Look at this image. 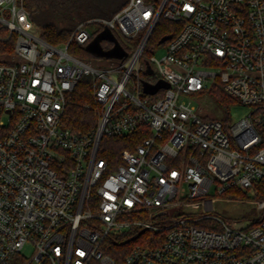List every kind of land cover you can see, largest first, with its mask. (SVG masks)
Returning a JSON list of instances; mask_svg holds the SVG:
<instances>
[{
    "label": "built area",
    "instance_id": "1",
    "mask_svg": "<svg viewBox=\"0 0 264 264\" xmlns=\"http://www.w3.org/2000/svg\"><path fill=\"white\" fill-rule=\"evenodd\" d=\"M160 18L176 33L144 57ZM104 27L137 45L94 60L68 49ZM0 44V264H264V214L234 227L209 212L230 189L264 195V0H127L63 44L40 37L23 0H0ZM81 80L87 132L62 122ZM217 86L250 112L201 114L193 100ZM130 134L133 147L101 155L103 136Z\"/></svg>",
    "mask_w": 264,
    "mask_h": 264
},
{
    "label": "trees",
    "instance_id": "2",
    "mask_svg": "<svg viewBox=\"0 0 264 264\" xmlns=\"http://www.w3.org/2000/svg\"><path fill=\"white\" fill-rule=\"evenodd\" d=\"M23 2L40 37L52 44H63L68 41L73 28L79 22L93 17H110L124 6L126 0H23ZM175 25L173 21L160 18L147 41L146 49L150 44H160L158 41L162 35L167 33L174 35L177 30ZM113 35L121 47L137 45L139 40L138 37H134L127 39L126 42V38L120 37L115 31ZM90 41L83 44L70 41L68 49L78 57L87 60L106 57L99 56L87 48ZM100 46L102 50L107 51L113 47V42L101 39ZM6 49L10 50L9 45L0 44V53ZM127 49L131 48L127 47ZM210 94L226 109L234 101V98L226 94L219 86L214 88ZM95 120V105L90 86L87 80H81L65 109L62 122L71 130L87 132L94 127ZM139 140L140 137L133 134L103 136L101 155L108 159L116 158L122 148L133 147Z\"/></svg>",
    "mask_w": 264,
    "mask_h": 264
},
{
    "label": "rangeland",
    "instance_id": "3",
    "mask_svg": "<svg viewBox=\"0 0 264 264\" xmlns=\"http://www.w3.org/2000/svg\"><path fill=\"white\" fill-rule=\"evenodd\" d=\"M95 27L97 28V26ZM95 27L92 28L95 29ZM125 41L127 42L128 40L125 39ZM163 45L164 44L148 45L147 49L145 50L144 57H147L151 54L156 57H160L164 51ZM107 53L111 55L114 54L111 50H107ZM0 58L8 59L9 57L6 55V53H0ZM193 102L196 105L197 110L203 115L218 118L230 117L232 121L238 120L241 117L247 115L251 110L250 106L242 105L235 99L226 109V107L218 103L212 94L202 95L197 98L196 101L193 100ZM261 194L262 193L246 190L243 188L232 189L228 193L222 195L221 198L215 200L213 202L212 210L209 212L213 215L222 217L228 224L234 227H244L248 224H251L253 220L259 219L262 214H264V211L259 210L255 203L264 197V195ZM21 253L25 257H29L31 254L29 245H26Z\"/></svg>",
    "mask_w": 264,
    "mask_h": 264
},
{
    "label": "water",
    "instance_id": "4",
    "mask_svg": "<svg viewBox=\"0 0 264 264\" xmlns=\"http://www.w3.org/2000/svg\"><path fill=\"white\" fill-rule=\"evenodd\" d=\"M170 37H171V33L164 34L160 37L158 42L162 43L165 40L169 39ZM101 39H108V40L113 42V47L110 49L111 51H113V53H114L113 55L108 54L107 51H104L101 49V46H100V40ZM87 48H89L91 51L95 52L99 56L118 57L119 58V57H122L126 54V52L120 46L119 42L117 41V39L115 38V36L113 35V33L110 31V29L108 27H104L101 31H99L91 39V41L88 43ZM162 85H163L162 82H159V84H157L156 86H151V85L145 84L144 85V91L152 93Z\"/></svg>",
    "mask_w": 264,
    "mask_h": 264
}]
</instances>
